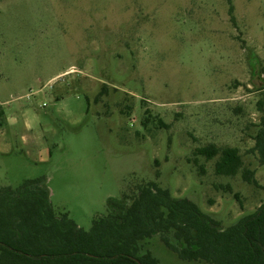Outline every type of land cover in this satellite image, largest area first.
<instances>
[{"label": "rangeland", "instance_id": "374dc122", "mask_svg": "<svg viewBox=\"0 0 264 264\" xmlns=\"http://www.w3.org/2000/svg\"><path fill=\"white\" fill-rule=\"evenodd\" d=\"M0 110V188L45 178L55 213L88 230L108 198L155 182L225 228L264 200L251 151L264 0H0ZM209 144L238 149L258 185L193 155ZM144 247L159 264H200L157 235Z\"/></svg>", "mask_w": 264, "mask_h": 264}, {"label": "trees", "instance_id": "16d2710c", "mask_svg": "<svg viewBox=\"0 0 264 264\" xmlns=\"http://www.w3.org/2000/svg\"><path fill=\"white\" fill-rule=\"evenodd\" d=\"M229 14L233 8L230 5ZM3 112L0 110V121ZM264 166V113L253 137ZM194 156L217 157L214 173L257 186L238 149L213 144ZM196 163V158L192 159ZM158 174L156 173V177ZM225 189L231 190L229 186ZM234 199L239 200L237 193ZM107 213L83 230L67 213H55L45 178L0 188V264H159L143 243L154 236L182 262L264 264V200L233 224H221L187 198H176L155 182L137 185L128 196L108 198Z\"/></svg>", "mask_w": 264, "mask_h": 264}, {"label": "crops", "instance_id": "0c3cea01", "mask_svg": "<svg viewBox=\"0 0 264 264\" xmlns=\"http://www.w3.org/2000/svg\"><path fill=\"white\" fill-rule=\"evenodd\" d=\"M9 123L10 124H8V125H10L11 127H13L16 124V122H15V120L13 118L10 119ZM4 134H6V131H4V129L0 127V149H2V148H7L8 149V148L11 147V143H10L11 141L6 139L5 137H2V136H4ZM28 142L31 145L34 144L32 138H29Z\"/></svg>", "mask_w": 264, "mask_h": 264}]
</instances>
